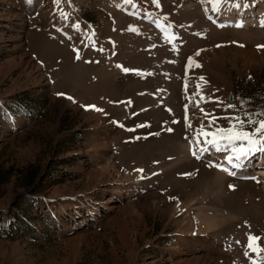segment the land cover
I'll list each match as a JSON object with an SVG mask.
<instances>
[{
	"label": "rangeland",
	"instance_id": "obj_1",
	"mask_svg": "<svg viewBox=\"0 0 264 264\" xmlns=\"http://www.w3.org/2000/svg\"><path fill=\"white\" fill-rule=\"evenodd\" d=\"M235 2L0 0V264H264V152L186 139L264 111V27L210 19L264 0Z\"/></svg>",
	"mask_w": 264,
	"mask_h": 264
},
{
	"label": "snow or ice",
	"instance_id": "obj_2",
	"mask_svg": "<svg viewBox=\"0 0 264 264\" xmlns=\"http://www.w3.org/2000/svg\"><path fill=\"white\" fill-rule=\"evenodd\" d=\"M31 2V0H29ZM59 0H57V3ZM133 0H125V3H132ZM153 4L159 7V0H152ZM227 2V0H213L215 10H218V6ZM233 7L239 8L241 4L239 0H236L233 3ZM242 26V25H237ZM134 30V29H130ZM258 48L264 47V45H258ZM175 50V49H174ZM103 51V49H101ZM199 53H197L198 55ZM79 59V55H77ZM192 63V58H189V64ZM125 71H137L139 70H128ZM151 74V73H149ZM203 79V78H201ZM199 87V85H197ZM199 95V93H196ZM63 95V94H58ZM71 99V98H70ZM203 99V97H201ZM130 103V102H129ZM199 107V104L196 105ZM87 107H94V106H87ZM227 107L232 108L233 105H228ZM170 111V110H169ZM201 111H203L201 109ZM206 118L209 119V123L206 126L203 124L196 130H194V135L192 137H187L190 143V151L191 154L199 159L201 154L208 151L207 146H211L217 152L221 151H229L231 154L225 157L227 166L224 164H212L209 163V167H217L222 171L228 172L230 175H235L233 169H238L243 166V161L247 159L248 156L251 154L262 151L264 152V111L259 113H250L244 112L242 114L233 115L228 117L229 119V126L228 128L223 127H216L215 131H208V128H211L213 124H215L216 119L215 117H211L209 114H205ZM185 127L186 129L191 128V124L187 119V115L185 117ZM178 122V121H173ZM168 131H172V129H168ZM158 135V133H157ZM201 137H203V144H201ZM211 137V138H209ZM137 171L142 172V169ZM143 178V177H142ZM255 179V178H253ZM230 188H234L233 185L229 186ZM259 238L249 236V244L248 248L253 249L254 251L259 252L260 249L254 248L252 243L253 240H257Z\"/></svg>",
	"mask_w": 264,
	"mask_h": 264
},
{
	"label": "bare ground",
	"instance_id": "obj_3",
	"mask_svg": "<svg viewBox=\"0 0 264 264\" xmlns=\"http://www.w3.org/2000/svg\"><path fill=\"white\" fill-rule=\"evenodd\" d=\"M226 4L227 3L225 2L223 4H220V6L223 7ZM253 7L254 6H252L250 4H246L244 6V8L240 11H239V9H234L233 11H230L227 13H216L215 15H211L210 19L213 21V23L217 24L219 27L234 26L237 28L243 27L244 29L247 27H251V26L264 27V8L260 5V6H258L259 9L256 11V9L254 10ZM258 7L256 6V8H258ZM244 10H245V13H244ZM237 25H242V26H237ZM189 100H190V98H189ZM244 162H245V160H244ZM220 164H224L225 166H227L226 161H222ZM244 164L245 163H243V166H244ZM243 166L241 168H238V169H233L235 174L241 173ZM223 172H225V171H223ZM227 174H228V172H227ZM245 175H247V174H245ZM251 176L256 178V179H259V177H264V167H261V165H260L258 168H256L254 170V172L251 174ZM251 250H252V252H255L253 249H251Z\"/></svg>",
	"mask_w": 264,
	"mask_h": 264
},
{
	"label": "water",
	"instance_id": "obj_4",
	"mask_svg": "<svg viewBox=\"0 0 264 264\" xmlns=\"http://www.w3.org/2000/svg\"><path fill=\"white\" fill-rule=\"evenodd\" d=\"M229 100H230V102H232V97H230V99H229Z\"/></svg>",
	"mask_w": 264,
	"mask_h": 264
}]
</instances>
